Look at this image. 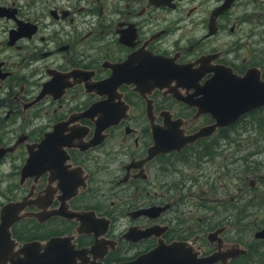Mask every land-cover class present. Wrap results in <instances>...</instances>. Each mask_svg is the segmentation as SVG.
Returning <instances> with one entry per match:
<instances>
[{
    "label": "flooded vegetation",
    "instance_id": "obj_1",
    "mask_svg": "<svg viewBox=\"0 0 264 264\" xmlns=\"http://www.w3.org/2000/svg\"><path fill=\"white\" fill-rule=\"evenodd\" d=\"M3 220L2 251L264 264V0H0Z\"/></svg>",
    "mask_w": 264,
    "mask_h": 264
},
{
    "label": "water",
    "instance_id": "obj_2",
    "mask_svg": "<svg viewBox=\"0 0 264 264\" xmlns=\"http://www.w3.org/2000/svg\"><path fill=\"white\" fill-rule=\"evenodd\" d=\"M172 76L173 78L180 80L178 72H173ZM200 134V132L194 134L193 139ZM167 143L168 148H179L185 144L178 141H167ZM6 224L7 222L3 220L0 226V238L6 235V237L9 239V234L5 231ZM142 234L147 235L149 233L146 231ZM82 255L84 256L83 250L75 248L74 244L71 243L69 238L65 236H53L46 240H33L25 242L15 251L10 247L4 251L0 249V264H6L7 262H10V264H84L81 263L83 261ZM213 261L214 257L205 259V264H211ZM108 264L204 263L198 262V260L194 258V253L187 249L186 244L181 242L166 244L162 242L155 247L140 253L133 259L119 262H110Z\"/></svg>",
    "mask_w": 264,
    "mask_h": 264
},
{
    "label": "bare ground",
    "instance_id": "obj_3",
    "mask_svg": "<svg viewBox=\"0 0 264 264\" xmlns=\"http://www.w3.org/2000/svg\"><path fill=\"white\" fill-rule=\"evenodd\" d=\"M215 81V80H214ZM212 85V84H211ZM214 86V85H213ZM100 241V240H99ZM84 259V258H83Z\"/></svg>",
    "mask_w": 264,
    "mask_h": 264
}]
</instances>
